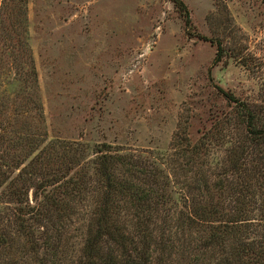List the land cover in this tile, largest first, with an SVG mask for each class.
<instances>
[{
  "label": "trees",
  "instance_id": "1",
  "mask_svg": "<svg viewBox=\"0 0 264 264\" xmlns=\"http://www.w3.org/2000/svg\"><path fill=\"white\" fill-rule=\"evenodd\" d=\"M29 3L0 1V264H264V60L241 29L217 10L203 38L215 65L262 81L261 99L219 89L222 114L198 139L179 125L168 151L145 154L50 139Z\"/></svg>",
  "mask_w": 264,
  "mask_h": 264
},
{
  "label": "rangeland",
  "instance_id": "2",
  "mask_svg": "<svg viewBox=\"0 0 264 264\" xmlns=\"http://www.w3.org/2000/svg\"><path fill=\"white\" fill-rule=\"evenodd\" d=\"M181 1L189 31L173 0H30L50 139L166 152L179 125L195 141L222 114L219 89L261 99L262 81L234 63L215 65L216 47L203 37L213 36L211 14L223 11L264 60V0ZM80 216L70 229L75 257L85 237Z\"/></svg>",
  "mask_w": 264,
  "mask_h": 264
}]
</instances>
